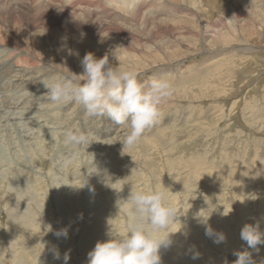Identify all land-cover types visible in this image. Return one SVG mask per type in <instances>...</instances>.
Instances as JSON below:
<instances>
[{"label":"rangeland","instance_id":"374dc122","mask_svg":"<svg viewBox=\"0 0 264 264\" xmlns=\"http://www.w3.org/2000/svg\"><path fill=\"white\" fill-rule=\"evenodd\" d=\"M11 1L14 0H4L0 6L2 7L0 8L2 14L0 30L6 31L5 35L0 34V264H64L63 257L66 252H69V257H72L69 258L67 264H88V253L98 241L108 239L109 230L113 233L127 230L128 217L133 213L132 208H129L130 201L124 197L127 198L130 191L145 187L163 188L168 201L176 207L178 215H180L178 218L180 221L176 220L168 228V231L175 233L171 237V246L161 249V264H183V261L184 264H233L236 259V256L233 255L234 251L244 250L247 247L240 239L243 225L248 221L255 223L259 220L261 229L264 230V0H164L170 6V10L172 8L177 10L167 17L166 24L159 25L153 22L150 24L151 30L146 28L143 31L140 30L141 32L139 27L131 28L134 30L130 34L132 39L124 40L107 36L99 38V40H90L87 36L84 38L83 35L74 33L43 31L33 23L36 11L30 1L25 0L24 3L20 1L16 5ZM98 1L94 0L93 2L98 3ZM152 8L154 10V6ZM179 8H184V11L180 12ZM99 11L102 10L98 8ZM71 12L76 13L79 10H71ZM199 12H202V15ZM82 18L84 19V16ZM58 20H61L63 26L66 24L65 28L71 29L72 26L69 24L72 23V19L66 18V23L60 17ZM41 32L42 35H40ZM214 34L215 36H213ZM3 37L6 38L3 39ZM75 38L81 41L76 42ZM99 41L102 43L100 44ZM115 43H117L116 46ZM27 44L30 46L27 47ZM75 44L79 47H76ZM73 45L75 48L72 47ZM85 46L86 48H84ZM7 47H10L11 50ZM89 52L97 55V58H101L107 53L109 58L113 53L114 55L117 53L120 57L124 55L123 58H129L126 61L132 62L131 64L142 74L144 81L150 80L152 77V79L157 77L167 79L175 88L174 94L160 108L161 115L157 122L158 125L156 123L152 127L153 129L146 131L138 144L132 148L124 147L121 142L130 130L127 125L120 127L107 119L90 118L86 111L74 102L57 105L47 101L46 93H44L46 90L43 89L41 81L69 73V71L81 74L83 69L80 67V61ZM234 52L236 53L234 54ZM127 54L129 56H126ZM120 61L122 65L128 64L126 61ZM220 62L223 63L220 64ZM228 63L237 64L230 74L224 73L223 68H220ZM115 64L116 61L113 65ZM10 66L18 68V76L16 75L14 79H10L8 76ZM161 68H164V71H161ZM146 69L147 71H145ZM222 83H225L228 88L225 93H220L223 85L221 87L219 85ZM209 86L217 88L219 93L216 92V96L208 93ZM234 90L236 91L234 92ZM198 91L202 92V96L201 94L195 95L199 93ZM183 92L190 94L189 97H183ZM216 97L219 100H216ZM205 101L207 102L204 103ZM201 112L203 113L201 114ZM197 123L201 125L198 127ZM159 128L161 129L159 130ZM184 128L186 129L184 130ZM182 129L186 132L181 131ZM69 130L89 134L95 142L88 147L66 144L64 133ZM156 136L157 139H155ZM254 142H257L256 145ZM143 145L145 146L142 147ZM187 158L191 160L190 164V160ZM196 161L201 162L199 168H195L198 166ZM225 162L227 164H223ZM191 164L196 166L191 167ZM208 166H211L215 171L210 170L212 168L209 169ZM201 167L203 171L200 170ZM197 174L199 175L197 176ZM201 175L204 176L206 182L202 177H199ZM234 178H237V182L234 181ZM209 180L212 182L211 185ZM109 185L117 189L123 186L122 193L117 194ZM179 189L183 192L182 195ZM185 192L186 194H184ZM195 192L199 194H195ZM126 201L129 204L124 208V205L127 206L124 204L127 203ZM211 204L214 205L213 209ZM19 210L24 213H20ZM259 210L260 212H258ZM10 212L12 214L9 215ZM204 213L207 216L211 214L214 216H209L212 219L208 217V221ZM94 214L99 215V219ZM218 214L219 216H217ZM199 216H206L207 222L211 220L212 223L207 224L212 225L215 232L224 233L226 241L216 244L213 239L206 237L205 225ZM15 217L16 219H14ZM88 219L89 221H87ZM86 223H88L87 226ZM199 224L201 227L197 226ZM47 226L53 228L54 231L66 228L68 230L67 238L55 239L51 232L44 235ZM215 226H219V228L217 229ZM161 234L165 233L162 231ZM52 247L60 250V259L53 258L50 251ZM219 247L222 248V251L219 250ZM259 247V252H253L252 258L255 264H264V246ZM193 253H197L199 258L193 259ZM222 254L224 255L222 256ZM225 256H228V259ZM188 258L189 261L186 260Z\"/></svg>","mask_w":264,"mask_h":264},{"label":"clouds","instance_id":"9594fccd","mask_svg":"<svg viewBox=\"0 0 264 264\" xmlns=\"http://www.w3.org/2000/svg\"><path fill=\"white\" fill-rule=\"evenodd\" d=\"M113 59L115 65L110 62L108 54L97 58L89 52L80 61L83 69L81 74L69 71L41 82L46 90V98L53 104L74 102L90 118L107 119L116 126L127 125L130 130L121 142L124 147L132 148L158 122L160 108L174 94V86L162 78L144 81L134 65H122L115 55ZM64 136L66 144L74 146L88 147L95 142L83 132L69 130ZM113 189L119 194L123 186ZM126 200L130 201L133 213L128 217L127 230L121 233L109 230L108 239L98 241L88 253V264H161V249L171 246V237L175 233L168 231V228L180 217L176 207L168 201L163 188L145 187L130 191ZM201 218L205 235L216 244L224 243L225 234L215 232L207 224L208 217ZM162 231L165 234H161ZM48 232H52L57 239H66L68 236L66 228L53 232L47 226L44 235ZM240 239L247 247L234 251L236 259L233 264H255L252 254L258 253L259 246L264 245V230L261 229L260 221L243 225ZM50 251L54 259H60L57 248L53 247ZM69 258L66 252L64 264ZM192 258L197 259L199 256L193 253Z\"/></svg>","mask_w":264,"mask_h":264},{"label":"bare ground","instance_id":"6f19581e","mask_svg":"<svg viewBox=\"0 0 264 264\" xmlns=\"http://www.w3.org/2000/svg\"><path fill=\"white\" fill-rule=\"evenodd\" d=\"M4 0H0V6H2L1 5V3L3 2ZM6 1V0H5ZM8 1V0H7ZM22 2V3H24V1L25 0H14V1H11V2H14L15 3V5L17 4V2ZM30 1V3L31 4H33L32 6L34 7V9H35V11H36V18H34V20H33V23H35V24H37V26H38V28L39 29H41V30H43V31H53V32H63V33H66V34H77V35H83V37L85 36H87L88 38H90V40H99V38H101L102 39V37H105V36H107V37H110V38H114L115 39V37L118 39V38H122L123 40L124 39H132V37H131V33L134 31V30H132L131 28H138L139 27V31L140 30H145L146 28H147V30L150 28V24L151 23H153V22H155V23H158L159 25L160 24H163V23H165L166 24V21H168L167 20V17L168 16H170V14L172 13V12H177V10H175V9H171L170 10V6H168V3H165V1L164 0H99L98 1V3H94L93 1L94 0H28V2ZM179 1V0H178ZM199 1V0H198ZM201 1V0H200ZM246 1V0H245ZM192 2V1H191ZM203 2V1H202ZM7 3H10V2H7ZM14 3H11V4H14ZM174 3V2H173ZM178 3V2H177ZM199 3V2H198ZM201 3V2H200ZM208 3H209V1H208ZM252 3V2H251ZM262 3V2H261ZM10 4V5H11ZM213 4V3H212ZM234 4V3H233ZM9 5V6H10ZM209 5V4H208ZM211 5V4H210ZM251 5V4H250ZM6 6H8L7 4H6ZM24 6H25V4H24ZM31 6V5H30ZM154 6V10H152L153 7ZM215 6V5H214ZM235 6H236V3H235ZM5 7V6H4ZM3 7V8H4ZM25 7H27V6H25ZM208 7V6H207ZM216 7V6H215ZM230 7V6H229ZM0 8H2V7H0ZM6 8V7H5ZM4 8V9H5ZM9 8V7H8ZM16 8V7H15ZM98 8L100 9V10H102V11H99L98 12ZM248 8V7H247ZM11 9V8H10ZM180 9V8H179ZM184 8H181L180 9V12H183L184 10H183ZM194 9V8H193ZM212 9V8H211ZM210 9V10H211ZM220 9V8H219ZM219 9H217V10H219ZM231 9V8H230ZM15 10V9H14ZM71 10H79V12H76V13H74V12H71ZM196 10H197V8H196ZM247 10V9H246ZM9 11V10H8ZM21 11V10H20ZM19 11V12H20ZM28 11V10H27ZM199 11V10H198ZM206 11V10H205ZM249 11V10H248ZM13 12V11H12ZM16 12V11H15ZM18 12V11H17ZM208 12V11H207ZM31 13V12H30ZM197 13V12H196ZM200 14L202 13V12H199ZM234 13V12H233ZM28 14H29V12H28ZM33 14V13H32ZM179 14V13H178ZM199 14V15H200ZM253 14V13H252ZM17 15V14H16ZM19 15V14H18ZM21 15V14H20ZM25 15V14H24ZM175 15V14H174ZM202 15V14H201ZM22 16V15H21ZM82 16H84V19L82 18ZM182 16V15H181ZM223 16V15H222ZM1 17H2V14L0 13V19H1ZM14 17H15V15H14ZM32 17V16H31ZM61 18L62 19V21H65V19L66 18H70V19H72L71 20V24H69V26H72L71 27V29H69V28H65L64 26L66 25V24H64V26L61 24V20L59 21L58 20V18ZM233 17V16H232ZM248 17V16H247ZM5 19H6V17H4ZM8 18V17H7ZM13 18V17H12ZM17 18H18V16H17ZM241 18V17H240ZM261 18H263V17H261ZM15 19V18H14ZM32 19V18H31ZM30 19V20H31ZM228 19H230V18H228ZM17 20V19H16ZM19 20V19H18ZM17 20V21H18ZM188 20V19H187ZM208 20V19H207ZM1 21V20H0ZM2 21H4L3 19H2ZM22 21V19H21V17H20V22ZM27 21V20H26ZM67 21V20H66ZM66 21L64 22V23H66ZM70 21V20H69ZM216 21H218V20H216ZM233 22H234V20H232ZM245 21V20H244ZM7 22V21H6ZM15 22V21H14ZM31 22V21H30ZM222 22H223V20H222ZM221 22V23H222ZM4 23V22H3ZM19 23V22H18ZM63 23V22H62ZM193 23V22H192ZM0 24H2L1 22H0ZM158 24H156V25H158ZM174 24V23H173ZM197 24V23H196ZM201 24V23H200ZM250 24V23H249ZM10 25V24H9ZM232 25V24H231ZM34 26V25H33ZM221 26V25H220ZM219 26V27H220ZM239 26V25H238ZM242 26V25H241ZM1 27V26H0ZM17 27V26H16ZM30 27V26H29ZM35 27V26H34ZM68 27V26H67ZM170 27V26H169ZM184 27V26H183ZM216 27V26H215ZM20 28V27H19ZM19 28H15L16 30L18 29V30H20ZM24 28V27H23ZM22 28V29H23ZM26 28V27H25ZM36 28V27H35ZM156 28V27H155ZM162 28V27H161ZM238 28V27H237ZM166 29V28H165ZM187 29V28H186ZM206 29V28H205ZM210 29V28H209ZM240 29V28H239ZM251 29V28H250ZM27 30V29H26ZM35 30V29H34ZM150 30H151V28H150ZM156 30V29H155ZM163 30V29H162ZM217 30H218V28H217ZM238 30V29H237ZM261 30V29H260ZM1 31H2V33H1ZM154 31V30H153ZM228 31V30H227ZM9 32V31H8ZM17 32V31H16ZM16 32H15V34H16ZM141 32V31H140ZM169 32H170V30H169ZM208 32V31H207ZM239 32H241V31H239ZM258 32V31H257ZM5 33H6V31H4L3 32V29L2 30H0V34L1 35H5ZM23 33V32H22ZM29 33V32H28ZM31 33V32H30ZM34 33V32H33ZM33 33H32V35H33ZM35 33H36V31H35ZM50 33V32H49ZM144 33H147V32H144ZM165 33V32H164ZM230 33V32H229ZM262 33V32H261ZM55 34V33H54ZM150 34V33H149ZM155 33H153V36H155L154 35ZM159 34V33H158ZM163 34V33H162ZM216 34V33H215ZM215 34L213 35V36H215ZM223 34V33H222ZM226 34V33H225ZM8 35V34H7ZM10 35V34H9ZM12 35V34H11ZM26 35H28V34H26ZM40 35H42V32H41V34ZM165 35V34H164ZM177 35V34H176ZM186 35V34H185ZM198 35V34H197ZM206 35V34H205ZM227 35V34H226ZM245 35V34H244ZM251 35V34H250ZM228 36V35H227ZM257 36V35H256ZM255 36V37H256ZM17 37H19V36H17ZM24 37V36H23ZM26 37V36H25ZM30 37V36H29ZM84 37V38H85ZM174 37V36H173ZM218 37V36H217ZM217 37H215V38H217ZM221 37V36H220ZM224 37V36H223ZM226 37V36H225ZM248 37V36H247ZM251 37V36H250ZM254 37V36H253ZM6 38V37H5ZM4 37H3V39H5ZM8 38V37H7ZM12 38V37H11ZM38 38V37H37ZM81 38V37H80ZM155 38V37H154ZM154 38H152V39H154ZM158 38V37H157ZM203 38V37H202ZM18 39V38H17ZM26 39H27V37H26ZM32 39V38H31ZM62 39V38H61ZM61 39H59V40H61ZM64 39H66V38H64ZM121 39V40H122ZM207 39V38H206ZM76 42L77 41H81V40H76V38L74 39ZM86 40V39H85ZM112 40V39H111ZM214 40V39H213ZM212 40V41H213ZM8 41V40H7ZM35 41V40H34ZM38 41V40H37ZM36 41V42H37ZM74 41V42H75ZM82 41H84V40H82ZM102 41V40H101ZM101 41H99L100 42V44L102 43ZM115 41H117V40H115ZM224 41H225V39H224ZM236 41V40H235ZM14 42H15V40H14ZM58 42V41H57ZM63 42H65L64 40H63ZM62 42V43H63ZM71 42V41H70ZM75 42V43H76ZM86 42V41H85ZM104 42V41H103ZM158 42V41H157ZM222 42V41H221ZM13 43V42H12ZM60 43V42H59ZM98 43V42H97ZM118 43V42H117ZM117 43H115V46H116V44ZM211 43H214V42H211ZM210 43V44H211ZM223 43V42H222ZM25 44V43H24ZM68 44V43H67ZM103 44H105V43H103ZM109 44V43H108ZM159 44H160V42H159ZM172 44V43H171ZM181 44V43H180ZM209 44V45H210ZM216 44H217V42H216ZM224 44V43H223ZM6 45V44H5ZM26 45V44H25ZM36 45V44H35ZM40 45H43V44H40ZM76 45V47L78 46L77 44H75ZM89 45V44H88ZM93 45V44H92ZM91 45V46H92ZM128 45V44H127ZM152 45V44H151ZM170 45V44H169ZM183 45V44H182ZM208 45V46H209ZM218 45V44H217ZM232 45V44H231ZM16 46V45H15ZM19 46V45H18ZM18 46H16V47H18ZM28 46H30V45H28L27 44V47ZM81 46V45H80ZM101 46H105V45H101ZM114 46V45H113ZM118 46V45H117ZM141 46V45H140ZM208 46H206V47H208ZM215 47H216V45H214ZM228 46V45H227ZM4 47V46H3ZM14 47V46H13ZM64 47V46H63ZM62 47V48H63ZM69 47V46H68ZM72 47H74V45L72 46ZM79 47V46H78ZM221 47V46H220ZM219 47V48H220ZM224 48H225V46H223ZM245 47H247V46H245ZM8 49H10L11 50V48L10 47H7ZM65 48V47H64ZM75 48V47H74ZM84 48H86V46L84 47ZM88 48V47H87ZM96 48H98V47H96ZM113 48V47H112ZM117 48V47H116ZM126 48V47H125ZM129 48V47H128ZM154 48V47H153ZM209 48V47H208ZM222 48V47H221ZM227 48V47H226ZM35 49V48H34ZM79 49V48H78ZM81 49V48H80ZM92 49V48H91ZM95 49V48H94ZM99 49V48H98ZM102 49H104V48H102ZM101 49V50H102ZM106 49V48H105ZM104 49V50H105ZM203 49V48H202ZM210 49V48H209ZM217 49H218V47H217ZM250 49V48H249ZM262 49V48H261ZM12 50H13V48H12ZM30 50V49H29ZM67 50H69V49H67ZM85 50V49H84ZM83 50V51H84ZM100 50V49H99ZM87 51H89V50H87ZM91 51V50H90ZM133 51V50H132ZM208 51V50H207ZM235 51V50H234ZM240 51V50H239ZM108 52V51H107ZM118 52V51H117ZM125 51L123 50V53H124ZM138 52V51H137ZM203 52V51H202ZM241 52V51H240ZM2 53V52H1ZM25 53V52H24ZM100 53V52H99ZM98 53V54H99ZM221 53V52H220ZM225 53V52H224ZM236 52H234V54H235ZM239 53V52H238ZM108 54V53H107ZM125 54V53H124ZM140 54V53H139ZM228 54V53H227ZM241 54V53H240ZM4 55V54H3ZM69 55V54H68ZM113 55H114V53H113ZM113 55H111V57L109 58L110 59V62L112 63L113 62V64L115 63V60L113 59ZM231 55H233V54H231ZM230 55V56H231ZM65 56V55H64ZM97 56V55H96ZM99 56V55H98ZM115 56L119 59V60H122L123 62H125L127 59H129V58H127V57H125V58H123V56H118L117 55V53L115 54ZM126 56H129L128 54L126 55ZM135 56V55H134ZM150 56V55H149ZM155 56V55H154ZM226 56V55H225ZM80 57V56H79ZM132 57V56H131ZM137 57V56H136ZM224 57V56H223ZM233 57V56H232ZM252 57H255V56H252ZM71 58V57H70ZM133 58H135V57H133ZM132 58V59H133ZM154 58V57H153ZM226 58V57H225ZM256 58V57H255ZM227 59H228V57H227ZM233 59V58H232ZM237 59V58H236ZM220 60V59H219ZM63 61V60H62ZM69 61H70V59H69ZM128 61V60H127ZM126 61V62H127ZM224 61V60H223ZM232 61V60H231ZM237 61V60H236ZM55 62V61H54ZM64 62V61H63ZM214 62V61H213ZM215 62H217V60H215ZM227 62V61H226ZM226 62H224V63H226ZM61 63V62H60ZM128 63V62H127ZM132 63V62H131ZM207 63V62H206ZM223 62H220V64H222ZM18 64V63H17ZM69 64V63H68ZM211 64V63H210ZM212 64H214V63H212ZM13 65V64H12ZM217 65H218V63H217ZM235 65H237V64H233V63H228L227 65L225 64V66H221L220 68H223V70L225 71L224 73H226V74H230V72H231V70L232 69H235L234 67H235ZM262 65V64H261ZM14 66V65H13ZM17 66V65H16ZM209 66V65H208ZM213 66H215V64L213 65ZM81 67V66H80ZM162 67V66H161ZM216 67V66H215ZM191 68V67H190ZM205 68V67H204ZM207 68V67H206ZM214 68V67H213ZM212 68V69H213ZM216 68H218V67H216ZM242 68V67H241ZM244 68V67H243ZM17 69L18 68H12L11 66H10V69H9V72H8V76H9V78L10 79H14V77L17 75L18 76V74H17ZM162 70L161 71H164V68H161ZM189 70V69H188ZM242 70V69H241ZM245 70H246V68H245ZM248 70V69H247ZM253 70V69H252ZM252 70H251V72H252ZM81 71V70H80ZM145 71H147V69L145 70ZM161 71H159V72H161ZM186 71V70H185ZM202 71H203V69H202ZM142 72V71H141ZM159 72H156V73H159ZM208 72V71H207ZM211 72V71H210ZM212 72H214V71H212ZM215 72H216V70H215ZM242 73H243V71H241ZM240 72V73H241ZM57 73V72H56ZM155 73V74H156ZM176 73V72H175ZM221 73V72H220ZM238 73V72H237ZM239 73V74H240ZM253 73V72H252ZM20 74V73H19ZM164 74V73H163ZM190 74H191V72H190ZM201 74V73H200ZM207 74V73H206ZM212 74H214V73H212ZM218 74V73H217ZM216 74V75H217ZM262 74V73H261ZM46 75V74H45ZM185 75V74H184ZM232 75H234V74H232ZM20 76V75H19ZM181 76V75H180ZM222 76V75H221ZM247 76V75H246ZM22 77V76H21ZM31 77V76H30ZM29 77V78H30ZM199 77V76H198ZM209 77V76H208ZM207 77V78H208ZM211 77V76H210ZM212 77H214V76H212ZM211 77V78H212ZM236 77V76H235ZM28 78V80H30ZM149 78V77H148ZM153 78V77H152ZM151 78V79H152ZM158 78V77H157ZM185 78V77H184ZM203 78V77H202ZM201 78V79H202ZM211 78H210V80H211ZM22 79V78H21ZM150 79V78H149ZM155 79V78H154ZM199 79V78H198ZM214 79V78H213ZM212 79V80H213ZM229 79V78H228ZM231 79V78H230ZM23 80V79H22ZM27 79H26V81H28ZM177 80V79H176ZM223 80H225V79H223ZM263 80V79H262ZM23 81H25V80H23ZM35 81V80H34ZM40 81V80H39ZM147 81V80H146ZM206 81H207V79H206ZM221 81V80H220ZM242 81V80H241ZM18 82H20V81H18ZM194 82V81H193ZM192 82V83H193ZM185 83V82H184ZM183 83V85H185ZM200 83H201V81H200ZM209 83V82H208ZM227 83V82H226ZM230 83V82H229ZM262 83V82H261ZM33 86H36L35 84H33V83H31ZM37 84V83H36ZM176 84V83H175ZM174 84V85H175ZM187 85H188V83H186ZM189 84H191V83H189ZM235 84V83H234ZM239 84V83H238ZM21 85V84H20ZM200 85V84H199ZM223 85V86H222ZM26 86V85H25ZM201 86V85H200ZM218 86V85H217ZM220 87H221V89L222 90H220V93H225V90H226V88H227V86H225V83H222V84H220L219 85ZM256 86V85H255ZM181 87H183V86H181ZM208 87V86H207ZM228 87H230V86H228ZM234 87H236V86H234ZM245 87V86H244ZM32 88V87H31ZM41 88V87H40ZM193 88V87H192ZM257 88H258V86H257ZM256 88V89H257ZM44 89V88H43ZM189 89V88H188ZM198 89V88H197ZM196 89V90H197ZM205 89H207V88H205ZM217 88H211V86H209V89H208V93H211V94H213V95H215L216 96V92H218V90H216ZM228 89V88H227ZM174 90H175V88H174ZM182 90V89H181ZM195 90V89H194ZM254 90V89H253ZM236 90H234V92H235ZM251 91V90H250ZM258 91V90H257ZM25 92H27V91H25ZM199 93H196L195 94V92H194V94L195 95H197V94H201L202 92H200V91H198ZM204 92H206L205 90H204ZM233 92V91H232ZM252 92V91H251ZM219 93V92H218ZM249 93V92H248ZM34 94V93H33ZM181 94V93H180ZM189 95L190 94H188L187 92H183V97H189ZM204 95H205V93H204ZM212 95V96H213ZM225 95V94H224ZM18 96V95H17ZM201 96H202V94H201ZM210 96V95H209ZM42 97V96H41ZM195 97V96H194ZM198 97V96H197ZM234 97V96H233ZM202 98V97H201ZM208 98V97H207ZM210 98V97H209ZM211 98H213V97H211ZM217 98V97H216ZM215 98V99H216ZM205 99V98H204ZM203 99V100H204ZM227 99V98H226ZM208 100V99H207ZM210 100V99H209ZM216 100H219L218 98L216 99ZM228 100V99H227ZM42 101V100H41ZM47 101H48V99H47ZM191 101H192V98H191ZM13 102V101H12ZM11 102V103H12ZM44 102V101H43ZM207 101H205L204 103H206ZM215 103L217 102V101H214ZM224 102V101H223ZM26 103V102H25ZM50 103H51V101H50ZM226 103V102H225ZM14 104V103H13ZM45 104V103H44ZM183 104V103H182ZM8 105V104H7ZM22 105V104H21ZM213 105V104H212ZM13 106V105H12ZM189 106V105H188ZM216 107V106H215ZM214 107V108H215ZM219 107V106H218ZM177 108V107H176ZM188 108V107H187ZM20 109V108H19ZM44 109V108H43ZM54 110V109H53ZM211 110V109H210ZM218 110V109H217ZM220 110V109H219ZM214 111V110H213ZM176 113V112H175ZM174 113V114H175ZM185 113H187V112H185ZM203 112H201V114H202ZM213 113V112H212ZM195 114V113H194ZM214 114V113H213ZM264 115V114H263ZM262 115V116H263ZM59 116V115H58ZM190 116H192L191 114H190ZM205 116V115H204ZM207 116V115H206ZM6 117V116H5ZM15 117H16V115H15ZM14 117V118H15ZM55 117V116H54ZM13 118V117H12ZM18 118V117H17ZM194 118V117H193ZM192 118V119H193ZM246 118V117H245ZM249 118V117H248ZM19 119V118H18ZM255 119V118H254ZM204 120V119H203ZM250 120H251V118H250ZM257 120H259V119H257ZM264 120V119H263ZM34 121V120H33ZM169 121V120H168ZM252 121V120H251ZM111 122V121H110ZM187 122H189V121H187ZM193 122H194V120H193ZM192 122V123H193ZM198 122V121H197ZM255 122H257L256 120H255ZM259 122V121H258ZM263 122V121H262ZM200 123V122H199ZM217 123V122H216ZM250 123H252V122H250ZM254 123V122H253ZM13 124H14V122H13ZM202 124H203V122H202ZM157 125H158V123H157ZM160 125V124H159ZM168 125H170V124H168ZM190 125V124H189ZM197 125H198V123H197ZM201 125V124H200ZM200 125H198V127L200 126ZM250 125V124H249ZM257 125V124H256ZM259 125V124H258ZM196 126V125H195ZM215 126V125H214ZM252 126V125H251ZM264 126V125H263ZM111 127V126H110ZM121 127V126H120ZM192 127V126H191ZM202 127V126H201ZM201 127H200V129H201ZM219 127V126H218ZM237 127V126H236ZM257 127H259V126H257ZM256 127V128H257ZM55 128V127H54ZM112 128V127H111ZM164 128V127H163ZM171 128V127H170ZM195 128V127H194ZM83 129H84V127H83ZM86 129V128H85ZM153 129V128H152ZM161 128H159V130H160ZM186 128H184V130H185ZM192 129V128H191ZM198 129V128H197ZM208 129H210V128H208ZM87 130V129H86ZM155 130H157V129H155ZM195 130H196V128H195ZM199 130V129H198ZM238 130V129H237ZM258 130H259V128H258ZM84 131V130H83ZM113 131H115V130H113ZM122 131V130H121ZM181 131H183V129L181 130ZM203 131H206V130H204L203 129ZM209 131V130H208ZM212 131H213V128H212ZM155 132V131H154ZM158 132H160V131H158ZM184 132V131H183ZM186 132V131H185ZM184 132V133H185ZM189 132V131H188ZM191 132V131H190ZM193 132H195V131H193ZM6 133V132H5ZM153 133V132H152ZM199 133V132H198ZM258 133V132H257ZM263 133H264V131H263ZM104 134V133H103ZM102 134V135H103ZM106 134V133H105ZM121 134V133H120ZM151 134V133H150ZM157 134V133H156ZM216 134V133H215ZM214 134V135H215ZM240 134V133H239ZM52 135V134H51ZM188 135V134H187ZM213 135V134H212ZM226 135V134H225ZM224 135V136H225ZM144 136V135H143ZM147 136V135H146ZM153 137H155V135H152ZM10 137V136H9ZM160 137V136H159ZM165 137V136H164ZM179 137V136H178ZM181 137V136H180ZM192 137V136H191ZM262 137H263V135H262ZM161 138V137H160ZM159 138V139H160ZM238 138V137H237ZM152 139H154V138H152ZM155 139H157V136H156V138ZM176 139V138H175ZM183 139V138H182ZM49 140V139H48ZM170 140V139H169ZM241 140V139H240ZM258 140V139H257ZM256 140V141H257ZM2 141H3V139H2ZM143 141V140H142ZM161 141V140H160ZM246 141V140H245ZM258 141H260V140H258ZM243 142V141H242ZM7 143V142H6ZM52 143V142H51ZM247 143V142H246ZM253 143V142H252ZM255 143V142H254ZM257 143V142H256ZM256 143H255V145H256ZM259 143V142H258ZM262 143V142H261ZM103 144V143H102ZM115 144V143H114ZM152 144V143H151ZM165 145V144H164ZM181 145V144H180ZM241 145H242V143H241ZM246 145V144H245ZM145 145H143L142 147H144ZM148 146V145H147ZM156 146V145H155ZM166 146V145H165ZM172 146V145H171ZM254 146V145H253ZM259 146V145H258ZM150 147H152V146H150ZM157 147V146H156ZM177 147V146H176ZM181 147V146H180ZM230 147V146H229ZM245 147V146H244ZM255 147V146H254ZM211 148V147H210ZM258 148V147H257ZM40 149V148H39ZM78 149H80V148H78ZM125 149V148H124ZM143 149V148H142ZM156 149V148H155ZM214 149V148H213ZM254 149V148H253ZM96 150V149H95ZM144 150V149H143ZM163 150V149H162ZM188 150V149H187ZM146 151V150H145ZM208 151V150H207ZM210 151V150H209ZM144 152V151H143ZM143 152H142V154H143ZM194 152V151H193ZM221 152V151H220ZM234 152V151H233ZM256 152V151H255ZM254 152V153H255ZM53 153V152H52ZM146 153V152H145ZM230 153V152H229ZM236 153V152H235ZM238 153V152H237ZM23 154V153H22ZM43 154V153H42ZM41 155V154H40ZM72 155V154H71ZM162 155V154H161ZM236 155V154H235ZM239 155V154H238ZM190 156V155H189ZM11 157V156H10ZM62 157V156H61ZM64 157V156H63ZM95 157V156H94ZM139 157V156H138ZM144 157V156H143ZM139 158H141V157H139ZM177 158V157H176ZM221 158V157H220ZM261 158V157H260ZM145 159H147V158H145ZM188 159V158H187ZM190 159H191V156H190ZM190 159H188V160H190ZM252 159V158H251ZM256 159V158H255ZM7 160V159H6ZM131 160V159H130ZM135 160V159H134ZM139 160V159H138ZM153 160V159H152ZM151 160V161H152ZM187 160V161H188ZM217 160V159H216ZM215 160V161H216ZM228 160V159H227ZM253 160H254V158H253ZM259 160V159H258ZM263 160V159H262ZM70 161V160H69ZM140 161V160H139ZM138 161V162H139ZM143 161V160H142ZM145 161V160H144ZM149 161V160H148ZM199 161H201V160H199ZM221 161V160H220ZM255 161V160H254ZM131 162V161H130ZM153 162V161H152ZM223 162V161H222ZM231 162V161H230ZM256 162V161H255ZM261 162V161H260ZM145 163V162H144ZM188 163V162H187ZM191 163V160L189 161V164ZM193 163V162H192ZM195 163H198V166H193ZM194 164H191L192 166L191 167H195V168H199V164L201 163H199V162H195ZM214 163V162H213ZM213 163H210V164H213ZM239 163V162H238ZM122 164V163H121ZM138 164V163H137ZM223 164H227V162H225V163H223ZM31 165H33V164H31ZM147 165H148V162H147ZM201 165V164H200ZM119 166V165H118ZM145 166V165H144ZM149 166V165H148ZM147 166V167H148ZM206 166V165H205ZM211 166H213L214 167V165H211ZM209 167V169L210 168H212V167ZM215 166H217V165H215ZM221 166V165H220ZM224 166V165H223ZM70 167V166H69ZM83 167V166H82ZM127 167H128V165H127ZM134 167V166H133ZM236 167V166H235ZM249 167V166H248ZM129 168V167H128ZM188 168H189V166H188ZM194 168V169H195ZM205 168V170H207V168L206 167H204ZM219 169H221L220 167H218ZM246 168V167H245ZM252 168V167H251ZM130 169V168H129ZM140 169V168H139ZM147 169H149V168H147ZM174 169V168H173ZM193 169V168H192ZM193 169V170H194ZM202 169V167L200 168V170ZM208 169V170H209ZM215 169V168H214ZM217 169V168H216ZM255 169V168H254ZM110 170V169H109ZM152 170V169H151ZM175 171H176V169H174ZM188 170V169H187ZM210 170H213V168L212 169H210ZM50 171V170H49ZM148 171V170H147ZM195 171H197L196 169H195ZM201 171H203V170H201ZM213 171H215V170H213ZM212 171V172H213ZM216 171H218V170H216ZM108 172V171H107ZM112 172V171H111ZM188 172V171H187ZM206 172V171H205ZM223 172V171H222ZM148 173V172H147ZM150 173V172H149ZM152 173V172H151ZM213 173H216V172H213ZM218 173V172H217ZM232 173H233V171H232ZM109 174V173H108ZM146 174V173H145ZM153 174V173H152ZM154 174H155V172H154ZM169 174H170V172H169ZM253 174H255V173H253ZM43 175V174H42ZM149 175H151V174H149ZM159 175V174H158ZM171 175V174H170ZM169 175V176H170ZM176 175V174H175ZM179 175V174H178ZM189 175H191V174H189ZM188 175V176H189ZM199 174H197V176H198ZM241 175V174H240ZM35 176H37L36 174H35ZM50 176V175H49ZM115 176V175H114ZM168 176V177H169ZM196 176V177H197ZM231 176V175H230ZM61 177V176H60ZM149 177V176H148ZM177 177V176H176ZM181 177V176H180ZM191 177V176H190ZM200 178L202 177L203 179H204V176L203 175H201V176H199ZM206 177V176H205ZM213 177V176H212ZM239 177V176H238ZM250 177V176H249ZM53 178V177H52ZM150 178V177H149ZM167 178V177H166ZM169 178H171V177H169ZM168 178V179H169ZM175 178V177H174ZM185 178H187V177H185ZM185 178H184V180H185ZM207 178H209V177H207ZM211 178V177H210ZM209 178V179H210ZM98 179V178H97ZM188 179H190L189 177H188ZM214 179V178H213ZM235 179V178H234ZM237 179V178H236ZM236 179L234 180V181H236ZM251 179V178H250ZM11 180V179H10ZM93 180V179H92ZM171 180H172V178H171ZM208 180V179H207ZM260 180V179H259ZM34 181V180H33ZM64 181V180H63ZM94 181V180H93ZM190 181H192V179H190ZM204 181L206 182V180L204 179ZM210 182H211V180H209ZM209 181H207V182H209ZM35 182V181H34ZM62 182V181H61ZM89 182H90V179H89ZM95 182V181H94ZM166 182V181H165ZM181 182V181H180ZM185 182V181H184ZM237 182V181H236ZM11 183H13V182H11ZM60 183V182H59ZM64 183V182H63ZM92 183V182H91ZM172 183V182H171ZM183 183V182H182ZM181 183V184H182ZM188 183H190L189 181H188ZM241 183V182H240ZM168 184V183H167ZM208 184V183H207ZM210 185L212 184V182L211 183H209ZM185 185H186V182H185ZM184 185V186H185ZM15 186V185H14ZM59 186V185H58ZM57 186V187H58ZM94 186V185H93ZM141 186V185H140ZM179 187H180V185H178ZM183 186V185H182ZM187 186H190V185H187ZM209 186V185H208ZM96 187V186H95ZM118 187V186H117ZM89 188V187H88ZM176 188V187H175ZM188 188V187H187ZM187 188H186V191H187ZM125 189V188H124ZM177 189V188H176ZM193 189H194V187H193ZM22 190V189H21ZM20 190V191H21ZM61 190V189H60ZM178 190V189H177ZM180 191H181V189H179ZM185 190V189H184ZM195 190V189H194ZM62 191V190H61ZM169 191V190H168ZM175 191V190H174ZM236 191H238L237 189H236ZM37 192V191H36ZM35 192V193H36ZM52 192V191H51ZM72 192V191H71ZM182 192V191H181ZM188 192H189V190H188ZM46 193V192H45ZM49 193V192H48ZM63 193V192H62ZM93 193V192H92ZM91 193V194H92ZM120 193H122V192H120ZM124 193V192H123ZM180 193V192H179ZM197 192H195V194H196ZM204 193V192H203ZM242 193V192H241ZM23 194H25V193H23ZM43 194V193H42ZM176 194H177V192H176ZM183 194V192L181 193V195ZM184 194H186V192L184 193ZM197 194H199V193H197ZM15 195H17V194H15ZM18 195H20V194H18ZM55 195V194H54ZM68 195V194H67ZM125 195V194H124ZM180 195V196H181ZM188 195H189V193H188ZM207 195V194H206ZM21 197H22V195H20ZM20 196H19V198H20ZM125 196H127V194L125 195ZM171 196H172V194H171ZM202 196V195H201ZM209 196V195H208ZM12 198H14L13 196H11ZM18 197V196H17ZM44 197V196H43ZM113 197V196H112ZM122 197V196H121ZM199 197V196H198ZM90 198V197H89ZM125 199H127L126 197H124ZM183 198V197H182ZM185 198V197H184ZM183 198V199H184ZM191 198V197H190ZM193 198V197H192ZM205 198H207V196H205ZM46 199V198H45ZM84 199V198H83ZM112 199V198H111ZM117 199V198H116ZM119 199V198H118ZM196 199H197V197H196ZM21 200V199H20ZM98 200V199H97ZM189 200H191V199H189ZM193 200V199H192ZM207 200H209V199H207ZM235 200V199H234ZM5 201H7V200H5ZM17 201V200H16ZM50 201V200H49ZM68 201V200H67ZM120 201V200H119ZM123 201V200H122ZM185 201V200H184ZM21 202V201H20ZM20 202H19V204H20ZM41 202V201H40ZM98 202H99V200H98ZM101 202V201H100ZM127 202V201H126ZM190 202V201H189ZM204 202V201H203ZM206 202H208V201H206ZM83 203V202H82ZM110 203H112V202H110ZM124 203V202H123ZM208 203H210V202H208ZM16 204V203H15ZM53 204V203H52ZM95 204H96V202H95ZM98 204V203H97ZM120 204V203H119ZM124 204H126L127 206H125L124 205V208L125 207H128V202L127 203H124ZM17 205V204H16ZM22 205V204H21ZM24 205V204H23ZM54 205V204H53ZM89 205H91V204H89ZM93 205V204H92ZM101 205V204H100ZM179 205V204H178ZM185 205V204H184ZM206 205V204H205ZM211 205H213V204H211ZM13 206V205H12ZM11 206V207H12ZM18 206V205H17ZM16 206V207H17ZM97 206V205H96ZM116 206V205H115ZM188 206V205H187ZM218 206V205H217ZM14 207V206H13ZM48 207V206H47ZM49 207H50V205H49ZM59 207V206H58ZM61 207V206H60ZM63 207V206H62ZM67 207V206H66ZM65 207V208H66ZM92 207V206H91ZM132 208V206H131V204H130V206H129V208ZM219 207V206H218ZM24 208V207H23ZM22 208V209H23ZM93 208H95V207H93ZM97 208V207H96ZM122 208V207H121ZM205 208V207H204ZM212 209L214 208V205H213V207H211ZM210 208V209H211ZM215 208H217V207H215ZM234 208V207H233ZM13 209V208H12ZM18 209V208H17ZM20 209V208H19ZM53 209V208H52ZM57 209V208H56ZM58 209H60V208H58ZM63 209V208H62ZM123 209V208H122ZM121 209V210H122ZM206 209V208H205ZM212 209H211V212H212ZM239 209V208H238ZM10 211H11V209H9ZM13 210H15V209H13ZM70 210V209H69ZM91 210V209H90ZM94 210V209H93ZM126 210V209H125ZM198 210V209H197ZM204 210V209H203ZM20 211V210H19ZM19 211H18V213H19ZM50 211V210H49ZM48 211V212H49ZM92 211V210H91ZM206 211V210H205ZM209 211V210H208ZM213 211H215V210H213ZM235 211V210H234ZM237 211V210H236ZM94 212H96L95 210H94ZM129 212H130V210H129ZM203 212V211H202ZM217 212H219L218 210H217ZM216 212V213H217ZM221 212V211H220ZM258 212H260V210L258 211ZM20 213H24L23 211H20ZM45 213V212H44ZM92 213V214H91ZM90 214L91 215H93V212H91ZM209 213V212H208ZM215 213V212H214ZM234 213V212H233ZM10 214H12L11 212L9 213V215ZM26 214V213H25ZM43 214V213H42ZM46 214V213H45ZM64 214V213H63ZM204 214H206V213H204ZM210 214V213H209ZM221 214H222V212H221ZM226 214H228V213H226ZM258 214V213H257ZM95 216H96V214H94ZM117 215H119V214H117ZM224 215V214H223ZM259 215V214H258ZM14 216H16V215H14ZM18 216V215H17ZM20 216V215H19ZM62 216H65V215H62ZM89 216V215H88ZM206 216H207V214H206ZM205 216V217H206ZM209 216H214V215H208L207 217H209ZM217 216H219V214L217 215ZM47 217V216H46ZM92 217V216H91ZM97 218L99 217V215L98 216H96ZM95 217V218H96ZM200 217V216H199ZM204 217V218H205ZM211 217H209L210 219H212ZM216 217V216H215ZM214 217V218H215ZM233 217V216H232ZM11 218V217H10ZM19 218V217H18ZM29 218V217H28ZM41 218H42V215H41ZM87 218H89V217H87ZM189 218V217H188ZM209 218H208V221H209ZM219 218V217H218ZM220 218H221V215H220ZM224 218V217H223ZM230 218V217H229ZM13 219V218H12ZM14 219H16V217L14 218ZM13 219V220H14ZM43 219V218H42ZM89 219H91V218H89ZM89 219L87 220V221H89ZM94 219V218H93ZM99 219V218H98ZM199 219H201V217L199 218ZM226 219H227V217H226ZM225 219V220H226ZM231 219V218H230ZM229 219V220H230ZM233 219V218H232ZM236 219V218H235ZM235 219H234V221H235ZM258 219V218H257ZM10 220V219H9ZM8 220V221H9ZM19 220V219H18ZM18 220H16V221H18ZM179 220V219H178ZM184 220V219H183ZM188 220V219H187ZM190 220V219H189ZM15 221V220H14ZM41 219H40V223H41ZM74 221V220H73ZM91 221V220H90ZM180 221V220H179ZM190 221H192V220H190ZM189 221V222H190ZM44 222V221H43ZM199 222H201V221H199ZM210 222H211V220H210ZM210 222H207V223H210ZM218 222V221H217ZM217 222H216V224H217ZM225 222V221H224ZM227 222V221H226ZM230 222V221H229ZM233 222V221H232ZM10 223V222H9ZM40 223H39V225H40ZM195 223V222H194ZM212 223V222H211ZM231 223V222H230ZM248 223H249V221H248ZM47 224V223H46ZM87 224L88 223H86V226H87ZM191 224V223H190ZM196 224V223H195ZM219 224H222V223H219ZM42 225V224H41ZM203 225V224H202ZM89 226V225H88ZM98 226V225H97ZM198 227H201L200 226V224L199 225H197ZM211 226V228H213V230H214V227L212 226V225H210ZM225 226V225H224ZM231 226H233L232 224H231ZM7 227H8V225H7ZM9 227H10V225H9ZM40 227V226H39ZM43 227V226H42ZM93 227V226H92ZM193 227H194V225H193ZM215 227H217V229L219 228V226H215ZM221 227V226H220ZM226 227V226H225ZM36 228V227H35ZM45 228V227H44ZM88 228V227H87ZM94 228V227H93ZM222 228V227H221ZM228 228V227H227ZM12 229V228H11ZM52 229V231H54L53 230V228H51ZM40 230V229H39ZM202 230V229H201ZM1 231V230H0ZM8 231V230H7ZM220 232V231H219ZM8 233V235H9V232H7ZM52 233V232H51ZM200 233V232H199ZM3 236V235H2ZM54 236V235H53ZM55 237V236H54ZM80 237V236H79ZM202 237H203V235H202ZM207 237V236H206ZM174 238V237H173ZM181 238V237H180ZM209 238V237H208ZM15 239V238H14ZM55 239H56V237H55ZM54 239V240H55ZM65 239V238H64ZM203 239V238H202ZM211 239V238H210ZM209 239V240H210ZM10 240V239H9ZM12 240V239H11ZM59 240V239H58ZM57 240V241H58ZM212 240V239H211ZM205 241H207V240H205ZM10 242V241H9ZM12 242V241H11ZM10 242V243H11ZM59 242V241H58ZM62 242V241H61ZM183 242V241H182ZM181 242V243H182ZM47 243V242H46ZM57 243V242H56ZM79 243V242H78ZM9 244V243H8ZM13 244V243H12ZM53 244H54V246H55V243L53 242ZM65 244V243H64ZM184 244V243H183ZM181 245V244H180ZM238 245V244H237ZM241 245V244H240ZM10 246H11V244H10ZM64 246V245H63ZM176 246H177V244H176ZM183 246V245H182ZM264 246V245H263ZM184 247V246H183ZM233 247V246H232ZM10 248V247H9ZM45 248V247H44ZM53 248V247H52ZM62 248V247H61ZM66 248H68V247H66ZM66 248H64L65 249V251H66ZM216 248V247H215ZM221 247H219V250H221L222 251V248L220 249ZM235 248H236V246H235ZM260 248V247H259ZM264 248V247H263ZM11 249V248H10ZM50 249V248H49ZM60 249V248H59ZM44 250V249H43ZM183 250V249H182ZM186 250H188V249H186ZM218 250V249H217ZM60 251V250H59ZM69 251V250H68ZM220 251V252H221ZM185 252V251H184ZM225 252V251H224ZM13 253H15L14 251H13ZM65 253V252H64ZM68 254H69V252H68ZM264 254V253H263ZM70 255H71V253H70ZM187 255H189V254H187ZM224 254H222V256H223ZM71 256H73V255H71ZM178 256H180V255H178ZM182 256V255H181ZM184 257H185V253H184ZM226 258L228 257V256H225ZM262 257V256H261ZM11 258V257H10ZM70 258H72V257H70ZM80 258V257H79ZM214 258V257H213ZM228 259V258H227ZM186 260H188L189 261V258L188 259H186ZM221 260H222V258H221ZM220 260V261H221ZM225 260V259H224ZM10 261V260H9ZM84 262V260H81V262ZM181 261H182V259H181ZM226 261V260H225ZM41 262V261H40ZM10 263V262H9ZM42 263V262H41ZM181 263V262H180ZM231 263V262H230ZM30 264V263H29ZM72 264V263H71ZM82 264V263H81ZM183 264H184V261H183ZM187 264H189V263H187ZM195 264V263H194Z\"/></svg>","mask_w":264,"mask_h":264}]
</instances>
